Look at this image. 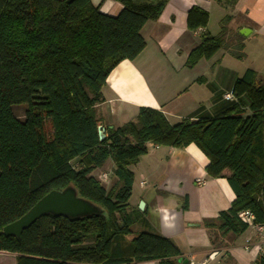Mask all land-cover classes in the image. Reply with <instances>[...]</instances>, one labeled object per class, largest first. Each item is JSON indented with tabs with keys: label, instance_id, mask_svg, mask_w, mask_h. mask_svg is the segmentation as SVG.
I'll use <instances>...</instances> for the list:
<instances>
[{
	"label": "trees",
	"instance_id": "1",
	"mask_svg": "<svg viewBox=\"0 0 264 264\" xmlns=\"http://www.w3.org/2000/svg\"><path fill=\"white\" fill-rule=\"evenodd\" d=\"M112 1L123 7L117 16L91 0H0V253L14 255L16 264H189L163 236L141 232L126 240L140 218L130 205L131 166L151 147L194 144L209 159L208 177H227L235 198L216 219L204 220L206 229L241 235L249 228L239 217L245 211L264 225V83L247 70L233 87L236 100L212 118L172 124L162 111L141 107L134 120L104 127L95 106L103 102L109 75L143 52L141 30L169 2ZM214 1L226 8L237 4ZM231 19L223 18L218 36L202 34L188 68L222 49L245 60L243 42L226 39ZM208 23L206 11H189L191 32ZM18 108H24L22 118ZM108 161L114 165L109 188L99 173ZM70 187L99 213L76 219L47 214L19 238L3 233L47 194ZM255 264H264V257Z\"/></svg>",
	"mask_w": 264,
	"mask_h": 264
},
{
	"label": "crops",
	"instance_id": "2",
	"mask_svg": "<svg viewBox=\"0 0 264 264\" xmlns=\"http://www.w3.org/2000/svg\"><path fill=\"white\" fill-rule=\"evenodd\" d=\"M91 2L109 16H117L123 8L112 0ZM193 7L209 14L206 29H188V14ZM227 15L232 16L227 41L243 42L244 61L264 59V0H237L234 8L214 0H169L160 18L149 21L141 30L146 41L143 52L133 61L121 62L109 75L102 91L103 102L95 106L101 124L119 127L134 120L141 107L162 111L172 124L182 119L212 118L236 100H227L225 95L232 93L247 70H254L257 81L264 83V65L257 66L253 60L247 67H235L233 59L238 60L225 49L193 68L187 67L188 56L199 45L202 34L218 36ZM197 86H212L211 92L201 95ZM241 100L248 107L245 97ZM208 164V157L194 144L183 149L151 147L131 166L134 183L130 205L140 218L126 240L150 232L172 240L183 254L181 261L189 264H199L214 250L222 253V264H255L264 254L255 229L248 228L238 236H222L203 225L204 220L216 219L220 212L230 209L235 198L227 177H208ZM113 167L108 161L99 173L109 176ZM10 263L16 264L14 255Z\"/></svg>",
	"mask_w": 264,
	"mask_h": 264
},
{
	"label": "water",
	"instance_id": "3",
	"mask_svg": "<svg viewBox=\"0 0 264 264\" xmlns=\"http://www.w3.org/2000/svg\"><path fill=\"white\" fill-rule=\"evenodd\" d=\"M99 139H105V128L98 127ZM99 213V210L81 198L77 191L70 187L64 191H52L43 197L27 214L3 229L6 236L19 238L23 231L32 226L44 215L84 218Z\"/></svg>",
	"mask_w": 264,
	"mask_h": 264
},
{
	"label": "built area",
	"instance_id": "4",
	"mask_svg": "<svg viewBox=\"0 0 264 264\" xmlns=\"http://www.w3.org/2000/svg\"><path fill=\"white\" fill-rule=\"evenodd\" d=\"M225 98L227 100H232L234 96L232 93H229L225 95ZM100 178L104 182L109 180V176L107 174H102ZM197 183L202 184V180H197ZM239 217L249 226V228L255 229L262 245L264 246V225L256 224L254 222V216L248 211L240 213ZM262 256L264 257V254ZM199 264H222V253L219 250H214L207 254Z\"/></svg>",
	"mask_w": 264,
	"mask_h": 264
},
{
	"label": "rangeland",
	"instance_id": "5",
	"mask_svg": "<svg viewBox=\"0 0 264 264\" xmlns=\"http://www.w3.org/2000/svg\"><path fill=\"white\" fill-rule=\"evenodd\" d=\"M253 58V57H252ZM254 59H248V60H246V61H240V60H238V61H235L234 59H233V62H236L235 63V67H242V66H246L247 67V65L248 64H250L252 61H253ZM229 62V61H228ZM243 64V65H242ZM254 64L255 65H260V66H263L264 65V59H261V58H259V59H256V60H254ZM197 88V90H200V94L202 95V94H206L208 91L209 92H211V88H212V86H197L196 87ZM208 92V93H209ZM15 113H16V115L19 117V118H22L23 117V115H24V108H18V109H16L15 110ZM47 131H48V133H51V127H50V125L49 124H47ZM110 172V171H109ZM112 179V177H111V173H109V180L107 181V183L105 184L108 188L109 187H111L112 185H113V181L111 180ZM12 256L13 255H11V254H4V253H1L0 254V264H11L10 263V261L12 260Z\"/></svg>",
	"mask_w": 264,
	"mask_h": 264
}]
</instances>
